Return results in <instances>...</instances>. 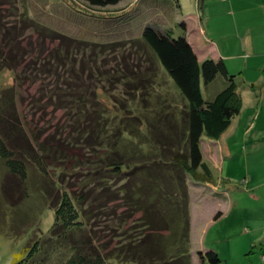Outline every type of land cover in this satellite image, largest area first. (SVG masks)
<instances>
[{
    "label": "trees",
    "instance_id": "trees-1",
    "mask_svg": "<svg viewBox=\"0 0 264 264\" xmlns=\"http://www.w3.org/2000/svg\"><path fill=\"white\" fill-rule=\"evenodd\" d=\"M120 1L65 2L80 12L72 3L103 8ZM152 1L155 6L165 8L175 5L179 8L180 2ZM131 9L118 12L121 14L112 17L113 20L123 26L132 24L130 17L134 8ZM84 15L90 14L85 12ZM226 19L233 18L227 16ZM20 21L22 26L34 29L42 41H58V44L50 50L46 60H40L41 56L33 61L26 60V51L14 42L15 29L5 27L0 20V75L14 72V84L0 89V164L5 169L4 177L7 176L3 181L8 182L4 190L13 192L11 181H15L23 201L30 195L28 169L33 168L40 175L38 192L44 193L42 203L49 209L51 220L47 232L27 243L26 253L16 254L11 264H190L187 250L192 227L189 186L210 184L216 187L218 184L228 188L231 185L234 190L241 191L246 186L245 172L253 167L255 160L251 158L249 167H245L246 171L240 174V179H236L238 184L233 187L225 176L227 171L225 174L220 171L216 176L215 167L205 157L204 139L216 141L210 142L215 145L227 133L232 119L241 112L240 89L255 92L259 98L264 83L254 82L263 78L264 68L260 69L262 76L258 81L247 82L242 87L236 82L235 74L228 71L225 60L227 57V60H240L239 68L246 72L243 62L246 52L232 47L231 50H236L234 54L232 51L227 54L224 49L225 59L217 55L199 60L197 50L188 39L184 20L177 36L147 22L141 30L140 47L147 50L143 60L148 68L131 78L126 74L129 68H125L116 81L128 88L123 87L126 91L118 95L102 90L96 92L104 77L89 80L90 85L84 87V74L87 71L92 74L95 68L103 75L95 63L99 57L97 49L105 52L115 46L113 43L104 46L83 42L57 26L55 29L42 26L26 13ZM238 29L241 34L240 27ZM234 30L225 32L224 38V32L217 37L222 43L231 44V39L240 43V36ZM217 34L220 33L217 31ZM88 53L94 56L86 57ZM237 53L239 56H229ZM158 66L177 89L179 99L168 97L169 101L164 99L165 102L150 106V86L159 75ZM135 69L138 72L141 67ZM41 74L53 79L48 86L39 82L38 99L45 100L47 106L64 109L66 123L63 133L42 139L32 132L27 134L21 124L15 90L23 86L25 80L38 82ZM218 76L223 79L222 86L204 97L203 90H207ZM105 78L111 83L106 75ZM104 87L102 84L101 89ZM141 90L148 95L138 97ZM115 111L121 114L116 115ZM246 135L243 147L250 143L252 136ZM228 173L230 176V171ZM243 211L241 218L237 208L229 213L233 226H226L241 227L245 231L237 246L242 253L234 264H264L258 258L260 249L254 251L256 245L258 248L263 245V240L256 245L242 246L247 235L253 236L252 231L259 226L251 227L252 216L247 209ZM221 214V211L215 213L211 232L220 227L213 229L220 222ZM102 218H106V224L103 227L95 225ZM111 230L117 232H112L109 240L108 231ZM218 232L220 235L216 233V236L221 239L217 240L218 244L228 241L229 237ZM211 235L206 237H214ZM113 240L116 242L109 248ZM246 246L249 250L244 253ZM219 250H222L221 245L217 246L212 239L205 240L204 247L196 250L199 264H219ZM247 254L253 256L245 258Z\"/></svg>",
    "mask_w": 264,
    "mask_h": 264
},
{
    "label": "rangeland",
    "instance_id": "rangeland-1",
    "mask_svg": "<svg viewBox=\"0 0 264 264\" xmlns=\"http://www.w3.org/2000/svg\"><path fill=\"white\" fill-rule=\"evenodd\" d=\"M65 1L69 2L70 0ZM65 1L0 0V20L4 23L5 27L15 29L14 42L17 41L21 45L22 50L24 49V51H26V60L30 59L33 61L37 56H41L39 58L40 60H46L45 58L47 55L49 56L50 50L57 46L58 41H42V37L37 34L34 29H30L28 26H22L20 20L25 13L29 18L42 26L45 25L48 29H55L57 26L58 28L69 31L83 42L87 41L86 43H88L89 41V44L92 45L95 44L94 42H97L99 45L104 46L113 43L115 46L110 50L106 49L105 52H102L101 49H97L99 57L96 59L95 63L103 75H99L98 71L93 68L95 67L94 65H92L94 69L92 74L89 73V71L84 74V78H86L84 87L88 84L90 85V83H88L89 80H94V78L100 80L104 77V79H102L103 81L97 85L95 89L96 92L102 90L110 94L118 95L119 92L126 91L123 87L128 88L124 86L123 83H118L116 81L117 77L122 75L125 68H129L126 72L128 78H131L132 75H138L137 73L144 72L145 69L148 68L143 60L147 50L142 46L140 47L141 30L147 22L158 25L162 29L169 30L174 36H177L181 30V22L184 20L186 22L188 39L197 50L199 60L206 57L214 58L217 55H225L224 49L227 54L230 51L233 53L235 52L231 50L232 45L230 43H222L220 37H217L216 21L207 19L205 22L204 16H202V21H200L199 17L202 13L182 10L180 14L179 10L174 12L172 6H167L166 8L164 6H155L152 0H122L115 5L103 8H89L83 4L71 2L73 7L78 9V11L80 10V12H77L74 8L72 9L69 7ZM37 5L39 7H37ZM131 8L134 9L132 10ZM129 9L134 12L130 17V19L132 18V21H130L132 24L127 23L123 26L119 23L117 24V22L113 20L112 17L121 14L118 12ZM85 12L90 15H84ZM191 15H193V17ZM112 21H114V23ZM87 50L90 52V49ZM263 50L264 45L257 42L255 44V51L262 53ZM91 54L92 53L86 57H90ZM227 58L225 61L228 71L231 74H235L236 82L242 87H245V85L248 84L247 82H253L252 79H255L256 74L261 72L260 70L257 73L255 71L252 76L246 74L248 70L245 72L239 68L241 65L240 60H227ZM259 61L263 63L264 58L262 59V57H260ZM138 66L141 67V70L137 72L135 67ZM158 67L159 75L154 77L153 83L150 86V106L161 104L165 102L164 99L169 101L168 97L179 99L176 94L177 89L174 87L165 71L160 66ZM262 67L264 68V65ZM37 72H39V70ZM105 75L111 83L106 81ZM42 76L43 78H41L40 81V77ZM48 76L47 74H41L39 81L36 83L25 80L26 83H24L23 86H19L15 89L17 92L16 107L20 122L25 129H27V134L30 135L32 132L38 135L40 139L46 138V136H54L59 134V132L63 133L66 124L64 109H55L51 106H47L45 100L38 99L40 96L38 94L39 84L43 83L45 86H48L52 82L51 79L53 78ZM222 81V77L218 76L207 90H203L204 97H209L211 92L219 90L222 86ZM254 83H264V76L259 82ZM9 84H14V72L10 75L9 73L0 75V89L9 86ZM102 84H105L104 89H101ZM239 92L241 96V112L232 119L231 126L227 133L213 145L212 156L210 157L211 162H214V164L218 163L217 166L211 163L214 167L216 166V176L220 174V171H230L231 176L225 174V172L224 174L230 179L233 187L238 184V181L234 179V177L238 178V175L244 173L246 171L245 167H249L251 163V154H244L241 152V150L244 149L243 139L247 137L246 130L249 129L250 124L256 122L255 124L259 127L257 130L260 131L255 132L256 129H252L250 135L258 133L264 136V90L261 92L259 98L256 97L255 92L246 89H240ZM141 94L143 96L148 95L144 94V90H141L137 93V96L139 97ZM118 99H120V97H118ZM109 101H111L110 98ZM109 101V106L112 107ZM120 114L121 113L116 112V115ZM204 141V150H207L211 146L210 142H216L214 140L209 141L208 139H204ZM75 153L77 154L76 151ZM205 157L208 159L207 156ZM242 166H244V169L241 168ZM220 167L222 168L221 170ZM4 170L5 169H3L0 164V264H11L16 254L26 253L25 247L27 243H31V240H34V237L38 236L40 233L45 234L47 232L51 220L49 217V209L42 203L43 192H38L40 175H38L33 168L29 167L27 184L30 195H27L22 201V197L20 196L21 189L19 190V188L16 187L15 181H11V183H13L11 184L13 192L4 190V187H7V185L4 184L8 183L7 181H3V179L7 177H4ZM239 177H241V175ZM217 186L218 188H214L213 185L210 184H191L188 188V201L191 203V218L194 219L192 223V225H194V230L190 231L188 238L189 246L187 247L190 254V264H199L196 258V250L203 248V244L200 243L206 235L207 227L212 225L215 213L218 211H221V213L227 212L229 208L228 203L226 204L227 201L223 198V191L228 192L230 195V197L228 196L229 199H234V197L236 198L238 196L237 191L233 190L234 188H232L231 185V188H226L227 186L218 184ZM257 206H259V204H257L256 207ZM122 209L124 211L125 207L122 206ZM237 209L239 211L241 210L239 206H237ZM262 210L263 203L261 202L259 208L251 214L252 219L250 218V222L253 220L251 227L254 228L255 224H259V220L263 216L261 215ZM117 218L119 220L123 219L120 216H117ZM229 218L230 215H227L225 219L220 220V222L218 221L215 226H213V229L220 226L217 230L212 232L210 230L208 232V235L211 233L214 237H205V240L208 239V241H210L212 239L213 243L217 246H222V250H219V255L221 257V262L219 264H234V261L239 259L242 253L240 252L241 249L237 247L238 244H241L240 240L243 236L242 230L240 229L241 227H230L233 226V224L229 222ZM106 222V218H102L99 219L95 225L103 227ZM228 225L230 226L226 227ZM121 231H123V229H121ZM218 231L222 232V236L229 237L228 241L223 240L221 244H218V241H221V239L216 236V233L220 235ZM112 232L117 231H108L109 240ZM103 239L106 241L108 238L105 237ZM115 242L116 241L113 240L108 244L109 248H112ZM228 243L230 248H228ZM248 250V247L243 249V251H245L244 253ZM229 254L231 256L227 257ZM252 256V254H247L245 258H250Z\"/></svg>",
    "mask_w": 264,
    "mask_h": 264
},
{
    "label": "crops",
    "instance_id": "crops-1",
    "mask_svg": "<svg viewBox=\"0 0 264 264\" xmlns=\"http://www.w3.org/2000/svg\"><path fill=\"white\" fill-rule=\"evenodd\" d=\"M172 8H174V12L179 10L180 14L182 10L202 13V16L205 17V22L207 21V19L216 21V30L220 33L217 35H221L224 32V34L222 35L223 38L225 36V32H231V30L235 28L234 31L237 30L235 34H238L240 36V43H238L236 39H231V45L233 48H240V50H242V53H247V56L243 58L245 70H247L246 68H248L246 74H250L252 76L255 71L257 73L261 68H263L262 66L264 65V62L261 63L259 61V58H264V50L262 53H260L259 51L256 52L255 44L259 42L264 45V15L259 16L257 14H264V0H180L179 8L176 5ZM191 16L193 17V15ZM227 16H232L233 19H226ZM241 26H244L242 27L243 29L241 28ZM239 27L241 34L238 33ZM237 54L229 56H239V53ZM261 76L262 75H260V73L258 72V74H256V78L252 80L258 81ZM255 123L250 124L249 129L246 130V134H251L252 129H256L255 132L260 131L257 130V128L259 129V127ZM213 147L214 146L211 144V146L207 150L205 149L209 161L210 157L212 156L211 154ZM243 153H250L251 158H256L255 163H253L252 168L248 169V171L245 172L246 186L242 188L241 191H237L238 196L236 198L234 197V199H229L228 196L230 197V195L228 194V192L223 191V198L225 201H227L226 204L228 203L229 208L227 212L221 214L220 220L226 218L229 213L231 214L232 212H234L237 206H239L241 209L239 211V213L241 212L239 216L240 218L242 216V213H244L243 210L245 209H247V212L249 211V214L251 215L259 208L260 203L262 202L263 210L261 211V215L263 216L259 220V226L252 231L253 236L247 235L242 246L245 247V244L256 245L257 242L263 240V245L259 248L256 245L254 251L260 249L261 253L258 254V258L264 262V136L258 133H254L250 137V143H246L243 149ZM211 163L214 164V162ZM215 164L216 166L218 165V163ZM227 174L229 173L227 172ZM239 176L240 175H238V178L234 177V179H240ZM216 188H218V186H216ZM257 204H259V206L256 207ZM231 209L233 210L230 211ZM193 221L194 219L192 218V223ZM213 224L214 222H212V225ZM212 225L207 227L206 235L210 231ZM193 227L194 225H192L191 231L194 230ZM242 232L245 231L242 230ZM206 235L204 236L203 241L200 243L203 244V247Z\"/></svg>",
    "mask_w": 264,
    "mask_h": 264
}]
</instances>
